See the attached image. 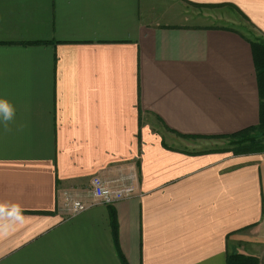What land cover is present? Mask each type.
Returning a JSON list of instances; mask_svg holds the SVG:
<instances>
[{"label":"crops","instance_id":"1","mask_svg":"<svg viewBox=\"0 0 264 264\" xmlns=\"http://www.w3.org/2000/svg\"><path fill=\"white\" fill-rule=\"evenodd\" d=\"M248 26L264 39V0H0V201L25 216L0 264L264 263V151L208 142L260 121Z\"/></svg>","mask_w":264,"mask_h":264},{"label":"trees","instance_id":"2","mask_svg":"<svg viewBox=\"0 0 264 264\" xmlns=\"http://www.w3.org/2000/svg\"><path fill=\"white\" fill-rule=\"evenodd\" d=\"M252 47L254 53V63L257 70L259 92L261 97L260 104V121L257 125H253L242 129L234 134L220 136L232 140L231 145L235 154H243L250 152L264 151V144L259 143L264 138V39H253ZM228 149V148H227ZM112 230L115 239L117 238L118 224L115 214H112ZM258 258L255 256H246L240 253H231L228 255V264H256ZM123 264H128L122 257Z\"/></svg>","mask_w":264,"mask_h":264},{"label":"built area","instance_id":"3","mask_svg":"<svg viewBox=\"0 0 264 264\" xmlns=\"http://www.w3.org/2000/svg\"><path fill=\"white\" fill-rule=\"evenodd\" d=\"M134 180V174L116 181H107L95 175L90 181L89 199L75 197L65 190L62 194L61 205L68 216H73L95 204H115L136 194Z\"/></svg>","mask_w":264,"mask_h":264},{"label":"clouds","instance_id":"4","mask_svg":"<svg viewBox=\"0 0 264 264\" xmlns=\"http://www.w3.org/2000/svg\"><path fill=\"white\" fill-rule=\"evenodd\" d=\"M15 107L6 99H0V124L6 131L15 118ZM24 210L18 203L0 201V236H6L17 224L25 220Z\"/></svg>","mask_w":264,"mask_h":264},{"label":"rangeland","instance_id":"5","mask_svg":"<svg viewBox=\"0 0 264 264\" xmlns=\"http://www.w3.org/2000/svg\"><path fill=\"white\" fill-rule=\"evenodd\" d=\"M249 28L250 29H248V34H250V36H252L253 39H257V38H260L261 39L262 38V37H260L258 35L257 32L252 31L253 29L251 27H249ZM188 141L190 143H196L197 140H196V138H188ZM208 142H212V143H215V144H220V146L223 147L222 148L223 150L225 149L226 151L233 152V147L231 145L232 140L229 139V138L218 137V138H215V139H208ZM260 142H262L264 144V138H261V140L259 141V143ZM257 261L258 262L256 264H260V260H257ZM262 264H264V263H262Z\"/></svg>","mask_w":264,"mask_h":264}]
</instances>
